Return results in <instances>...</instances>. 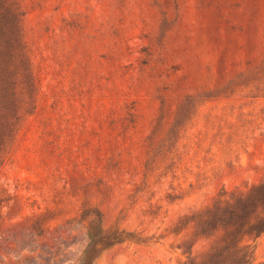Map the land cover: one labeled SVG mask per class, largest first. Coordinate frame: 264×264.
Masks as SVG:
<instances>
[{
    "label": "rangeland",
    "instance_id": "1",
    "mask_svg": "<svg viewBox=\"0 0 264 264\" xmlns=\"http://www.w3.org/2000/svg\"><path fill=\"white\" fill-rule=\"evenodd\" d=\"M11 2L35 105L0 167V252L22 245L27 217L54 230L92 210L116 241L90 264H229L205 260L222 234L199 217L221 185L264 170V0ZM240 244L242 264H264V231ZM84 245L77 234L61 260L0 264H79Z\"/></svg>",
    "mask_w": 264,
    "mask_h": 264
},
{
    "label": "trees",
    "instance_id": "2",
    "mask_svg": "<svg viewBox=\"0 0 264 264\" xmlns=\"http://www.w3.org/2000/svg\"><path fill=\"white\" fill-rule=\"evenodd\" d=\"M35 82L30 58L23 37L21 12L11 0L0 1V167L10 154L25 114L34 110ZM193 97H186L178 106L165 147H172L174 137L194 112ZM173 138V139H172ZM264 169V168H263ZM202 232L222 234L209 248L205 260H232L242 264L249 256L240 244L242 234L264 231V170L256 183H241L227 188L221 185L210 198L199 217ZM13 237L22 245L14 255L0 252V260H61L66 248L60 242L73 235L84 234L85 245L75 258L79 264H90L99 251L114 243L115 236L104 234L102 215L88 210L50 230L39 217H27ZM217 236V235H215ZM20 258V259H19ZM17 260V259H16ZM216 263V262H214Z\"/></svg>",
    "mask_w": 264,
    "mask_h": 264
}]
</instances>
